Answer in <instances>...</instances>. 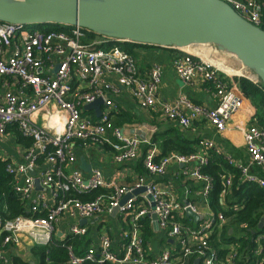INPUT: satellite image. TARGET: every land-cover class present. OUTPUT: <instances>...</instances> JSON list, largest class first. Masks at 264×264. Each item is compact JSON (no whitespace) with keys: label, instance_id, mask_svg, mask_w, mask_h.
<instances>
[{"label":"built area","instance_id":"1","mask_svg":"<svg viewBox=\"0 0 264 264\" xmlns=\"http://www.w3.org/2000/svg\"><path fill=\"white\" fill-rule=\"evenodd\" d=\"M223 1L264 31V16L254 1ZM119 43L123 42L102 36L91 39L79 26L44 32L27 25L0 22V137L16 127L23 138L31 141L23 163L15 164L2 157L3 162H8L7 172L13 177V191L25 202L27 216H4L8 207L0 198V264H11L13 255L29 249V244L67 249V264H194L195 260L199 264H241L238 245L230 247L224 262L219 259L210 241L214 219L196 227L186 225L183 219L187 210L199 215L198 208L188 201L179 206L174 190L159 188L151 179L165 175L172 164L181 165V176L202 185L201 195L208 204L213 179L203 170L209 165L212 153L225 157L214 142L201 141L200 149L190 155L173 153L161 158L152 146L143 159L148 176H140L132 186L106 182L100 170L84 176L73 168L80 143L110 147L117 164L139 158L145 142L126 135L111 122L117 106L109 95L118 94L121 87L130 91L140 108L159 109L185 131L196 122L205 121L217 132L225 133L245 106L230 76L216 62L180 50L183 54L177 53L172 62L177 76L186 85L201 81L210 86L217 106L195 104L184 95L173 103H162L158 95L164 69L155 65L143 75L135 57L116 45ZM97 100H102L106 108L99 118L83 110L86 104ZM54 110L64 114L59 138L53 129L34 119L36 116L45 119ZM237 128L246 143L248 162L225 158L240 171L243 182L264 190V177L253 171L256 168L264 173V125L248 123L246 126L240 121ZM107 131H112V140L106 137ZM31 170L35 176L30 174ZM37 179L41 187L38 191ZM224 181L225 188L232 186V177L225 176ZM143 188L145 192L133 195ZM97 190L105 193L94 200L82 199ZM129 194L133 195L131 199L122 204ZM114 209H118L117 214L125 224L116 245L108 228L100 232L108 225L80 224L82 220L89 223L111 215ZM152 215L157 216L158 231L172 244L149 259L142 222L149 219L152 224ZM65 217L71 224L58 225ZM219 220L224 222L222 215ZM88 235L91 238L88 247L75 248L69 244L71 239L82 241ZM263 237L260 235L257 243ZM255 254L260 257L262 252L258 249ZM254 264H264V259Z\"/></svg>","mask_w":264,"mask_h":264},{"label":"crops","instance_id":"2","mask_svg":"<svg viewBox=\"0 0 264 264\" xmlns=\"http://www.w3.org/2000/svg\"><path fill=\"white\" fill-rule=\"evenodd\" d=\"M235 1L241 3L254 1L259 6L260 11L264 16V0ZM191 52L192 53L190 54L193 56H200L205 60L214 61L224 66L229 65L225 62H219L209 58L214 54L219 58H223L219 56L221 53L219 51H214L211 46L196 47L193 48ZM176 53L181 52H173L169 49L145 46L138 47L134 50L135 59L143 75L148 74L151 68L155 65H159L164 69L162 84L158 95L160 102L173 103L179 96L184 95L195 104L203 105L208 108H215L217 106V100L212 95L213 93L210 86L204 85L201 81L194 85H186L179 79L172 63L173 58L177 55ZM184 53L188 52L185 51ZM236 69H238L237 71H240L242 75L238 77L230 76L231 81L235 86H237L235 79L240 77L247 78L254 83H257L256 79H252L244 72L243 67ZM113 80L114 79H109V81ZM109 99L117 106V111L111 114V122L113 126L121 129L126 135L138 137L145 143L141 147L139 158L136 161L125 164L115 163L113 160V152L108 146L80 143L76 150L77 161L74 162L72 166L81 171L84 176H88L94 170H100L106 182L116 181L123 186L134 185L140 176H148L146 171L142 174L138 169L140 164H142L141 166L144 169L143 159L146 152L150 149L149 148L145 151L146 146L150 145V143L152 144L156 138L167 135L170 131H176L180 135L186 137V139L190 140L196 152L200 149V142L207 140L214 142L218 148L222 150V154L225 157L228 156L234 161L243 164L248 162L246 143L237 126L240 124V121H243V124L246 126L248 123H258L255 118L250 117L248 113V111H250L249 109H247L248 111L245 109L240 111V113H238L229 124V128L225 133L217 132L205 121H198L191 129L185 131L177 122L169 120L159 109L140 108L127 88L121 87L120 92L116 95H109ZM105 110L106 108L104 105L102 111ZM61 114L64 117V114ZM88 115L91 117H97L94 111L88 112ZM34 119L40 125H47L46 122L48 121L40 116H36ZM106 137L112 140V131H107ZM27 147L28 146L21 144V142L17 140V132L15 128H10L6 136L0 137V156L7 158L15 164L24 162V155ZM155 147L157 155L160 156L162 150L158 146ZM81 159L86 161L88 165L87 170L81 169ZM182 168L181 165L172 164L165 175L152 177L151 179L154 180L159 188H171L174 190L179 198L177 201L179 206L188 201L198 208L200 213L199 216L202 220L195 221L194 219L187 217V213L184 216V218L189 219L188 222H190V224H188V226L196 227L204 221L213 220L214 214L210 209L209 203L206 204L205 201H203L204 198L201 195L202 185L193 180L183 178L180 173ZM190 168H193V166H190ZM253 171L264 177V173L260 170L254 168ZM71 222L70 219L65 217L60 220L58 225H70ZM86 225H108L107 227L100 229V232H102L104 228H108L114 244L116 245L119 235L124 229L123 225L125 224L118 214H116L114 216H101ZM151 225L156 235L150 242L145 243V251L149 259L155 258L162 250L167 248L166 245L164 246L162 243L163 240H166L164 234L161 231H156L154 229V222H152ZM91 231L94 232V230ZM233 233V229H229V235H232ZM171 244L172 243H170V245ZM194 264H199V261L195 260Z\"/></svg>","mask_w":264,"mask_h":264},{"label":"water","instance_id":"3","mask_svg":"<svg viewBox=\"0 0 264 264\" xmlns=\"http://www.w3.org/2000/svg\"><path fill=\"white\" fill-rule=\"evenodd\" d=\"M0 22L28 26H79L115 42L160 49L213 46L235 57L264 86V31L223 0H0ZM59 68L56 69L57 72ZM104 102L86 104L99 118ZM88 165L81 159V169ZM30 174L35 176V171ZM41 190L40 181H35ZM145 192L139 189L133 195ZM127 195L122 204L133 196ZM118 213L114 209L112 216ZM187 217L202 218L191 210ZM158 230L157 216L152 215ZM81 225L87 221L82 220ZM264 226V219L260 229Z\"/></svg>","mask_w":264,"mask_h":264},{"label":"trees","instance_id":"4","mask_svg":"<svg viewBox=\"0 0 264 264\" xmlns=\"http://www.w3.org/2000/svg\"><path fill=\"white\" fill-rule=\"evenodd\" d=\"M37 28L44 32H52L62 31L64 26L47 25L37 26ZM87 33L91 39L98 37V35L90 31H87ZM116 45L132 56H134L136 48L143 46L132 43H119ZM170 51L178 52V50L172 49ZM235 81L237 83L235 91L240 93L245 100L243 109H249L250 111H247L250 117L255 118L259 124L264 125V86L261 82L254 83L244 77L236 78ZM15 129L17 140L21 144L30 146L31 141L23 138L18 128L15 127ZM152 146H158L162 150L158 158L166 157L173 153L190 155L196 152L190 140L176 131H170L167 135L156 138L152 144L150 143V145L146 146L145 151ZM7 163L3 162L0 156V198L2 203L8 207L7 213L4 216L10 218L27 216L25 202L13 191V177L6 170ZM141 165H139L138 169L143 174L145 173V169ZM203 173L213 179V188L208 196V203L214 214L215 226L210 241L211 245L218 252L219 259L224 262L231 252L229 247L234 245V247L239 246L237 251L238 261L241 264H254L257 260L264 259V237L257 243V238L260 235L264 236V226L260 229V225L264 219V190L257 185L243 182L240 171L231 166L225 157L214 153L211 154L210 163L203 170ZM225 176L232 177V186L228 189L224 185ZM104 193L105 191L97 190L82 199L84 201L94 200ZM220 215L223 216L224 222L219 220ZM188 221V218L183 219L186 225L190 224ZM142 225H144L143 239L145 243H148L156 234L150 220H144ZM229 229H233L234 233L232 235H229ZM90 242L91 238L88 235L82 241L71 239L69 244L78 248L84 247V245L88 247ZM162 243L166 247L170 246V243L166 240H163ZM258 249L262 252L260 257L255 256V252ZM68 258V251L65 248L55 246L33 247L30 249V260H24L15 254L13 255L11 264H36L38 260H40L39 264H67Z\"/></svg>","mask_w":264,"mask_h":264},{"label":"rangeland","instance_id":"5","mask_svg":"<svg viewBox=\"0 0 264 264\" xmlns=\"http://www.w3.org/2000/svg\"><path fill=\"white\" fill-rule=\"evenodd\" d=\"M27 26H28V25H27ZM28 27H30L31 29H35V28H37L36 26H28ZM64 27L69 28V27H71V26H64ZM211 47H212V49H213L214 51H217L215 47H213V46H211ZM220 53H221V52H220ZM219 56H221V57H223V58H219V57H217L215 54L212 55V56L209 57V58H210V59H213V60H216V61H219V62H225V63H227V64H229V65H226L225 63H224V64H225L226 66H229V67L232 68V69H236V68H241V67H243V65H242V64H241V63H240L235 57H232V56H230V55L223 54V53L219 54ZM217 58H219V59H217ZM236 70H238V69H236ZM243 70H244V72L247 73L252 79L254 78V79L257 80V77L254 75L253 72H251L250 70H247L245 67H243ZM247 74H246V75H247ZM252 74H253V75H252ZM234 77H235V76H234ZM236 77H238V76H236ZM257 81H258V80H257ZM106 230H107V229L104 228L103 231H102V233H104ZM28 247H29V249H31V248H33L34 246H33L32 244H29ZM18 256L21 257V258L24 259V260H30V250H25V251L18 252ZM39 263H40V260L36 261V264H39Z\"/></svg>","mask_w":264,"mask_h":264},{"label":"clouds","instance_id":"6","mask_svg":"<svg viewBox=\"0 0 264 264\" xmlns=\"http://www.w3.org/2000/svg\"><path fill=\"white\" fill-rule=\"evenodd\" d=\"M48 121L47 127L51 128L55 131V134L59 138L60 134L63 132V116L59 111H53V113L49 114L45 117Z\"/></svg>","mask_w":264,"mask_h":264},{"label":"bare ground","instance_id":"7","mask_svg":"<svg viewBox=\"0 0 264 264\" xmlns=\"http://www.w3.org/2000/svg\"><path fill=\"white\" fill-rule=\"evenodd\" d=\"M193 48H196V47L186 48L184 51H187L188 53H192L191 50H193ZM216 65L219 66L229 76H235L236 77V76H241L242 75V73L240 71L234 70V69H232V68H230L228 66H224V65H222L220 63H217Z\"/></svg>","mask_w":264,"mask_h":264}]
</instances>
